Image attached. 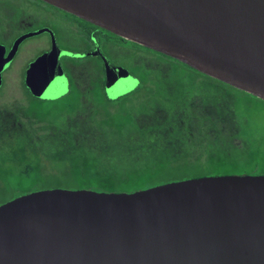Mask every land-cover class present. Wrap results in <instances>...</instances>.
I'll return each mask as SVG.
<instances>
[{"label": "water", "instance_id": "water-1", "mask_svg": "<svg viewBox=\"0 0 264 264\" xmlns=\"http://www.w3.org/2000/svg\"><path fill=\"white\" fill-rule=\"evenodd\" d=\"M40 1L264 102V0ZM40 33L7 56L0 46V86ZM52 41L25 74L36 97L66 93V53ZM102 60L107 80L129 76ZM0 264H264V175L21 195L0 205Z\"/></svg>", "mask_w": 264, "mask_h": 264}, {"label": "rangeland", "instance_id": "rangeland-1", "mask_svg": "<svg viewBox=\"0 0 264 264\" xmlns=\"http://www.w3.org/2000/svg\"><path fill=\"white\" fill-rule=\"evenodd\" d=\"M46 43L45 37L26 43L11 66L5 70L3 73L4 83L0 90V111L25 106L29 102L22 91L24 89V70L28 62L36 56L37 51L42 49L40 46H45ZM126 46L131 47L132 44L128 42ZM142 53L150 58L137 57L136 60L138 65L145 66L147 71L152 74L148 77L147 84L153 87L151 88L153 98L148 99L142 108L139 107V102L143 95L133 101V106L130 107L132 124L124 131L126 132L124 137L117 140L118 143L107 142L104 139V136L108 137L106 134L113 132L111 127L103 123H100L102 127L94 124L104 115L103 105L111 104L104 99L103 102L104 95L97 91V87L89 93L92 86L98 82L97 79L91 78L89 66L84 83L81 85L84 96L82 106L86 109L84 120L78 114H71L64 116L51 126L44 122L30 124L27 135L34 136L32 137L33 143H38L34 146V152L41 155L40 163L46 167L45 171H50V166H47L48 160L55 161L57 151L64 148L66 155L69 152L72 156L76 154V150L69 151V145H74L85 153L92 146V154L110 155L111 157L107 161L112 165L123 162L126 159V154H128L127 159L133 162H142L150 156V152L158 151L167 160L187 157L207 161L209 157L220 155L231 162L243 164L249 154L258 148L261 163L257 167L255 165L247 166L242 171L208 167L184 171L167 170L158 180L159 184L157 185L201 177L264 175V165H262L264 162V104L257 100H249L250 107L244 103L237 104L236 96L238 94L236 91L227 87L223 88L205 77L185 71L180 66L176 67L173 62L172 64L171 61H164L156 54H149L146 51ZM117 55L120 56L114 59L118 64L125 67L132 65L128 62L129 58L122 57L120 52ZM133 68L137 70L136 65H133ZM140 69L141 74H144L143 69ZM133 72L138 74L137 71ZM137 86V79L118 74L107 80L106 95L108 99H114ZM240 96L246 98L243 95ZM58 97L60 96L51 94L40 96L45 100H55ZM169 99L172 100L171 103H169ZM65 100L67 101V99ZM209 106L214 112L207 111L210 110ZM173 111L175 113L170 116L168 113ZM176 114L178 119L174 118ZM181 116L182 118H180ZM53 137L55 138L53 139ZM107 139L110 140L109 137ZM139 147H142V150H138ZM3 151L8 152L7 149H3ZM29 154L32 155L31 152ZM158 158L162 159L160 155ZM132 161L126 160V163L130 164ZM61 162L66 163L67 161H57V163ZM145 165H150V163L146 161L142 167ZM77 187L78 185L75 183L62 181L45 184L38 188L39 190H74Z\"/></svg>", "mask_w": 264, "mask_h": 264}, {"label": "trees", "instance_id": "trees-1", "mask_svg": "<svg viewBox=\"0 0 264 264\" xmlns=\"http://www.w3.org/2000/svg\"><path fill=\"white\" fill-rule=\"evenodd\" d=\"M154 54L173 62L174 64H172L176 67L180 66L184 68L185 71H191L198 76L216 82L215 84L221 87H227L236 91L239 96H236L237 104L244 103L250 107L249 100H257L264 104L263 101L244 92L192 71L189 67H185L184 64H181L176 60L157 53ZM174 70H176V68H174ZM144 80L145 79L140 76L138 86L128 94L122 95L113 100L108 99L105 96L102 98V100L104 99L111 105H103L104 115L94 124L102 127L100 123H103L113 129L112 133L106 134L110 140L107 139L108 137L106 138V136H104L105 141L112 143V141L124 137L126 134L124 131L132 124L130 107L133 106L134 100L136 101L139 96L143 95L142 100L139 102V107L142 108L144 102L153 98L152 87H144ZM240 95H243L246 98H243ZM171 101L172 100L169 99V103ZM75 109V104L69 102V99H67V101L65 99H60L55 103L33 99L29 101L27 108L30 118L42 123H48L50 126L56 124L57 121L59 122L64 116L73 113ZM32 112L34 114H31ZM4 141L6 142L4 143ZM37 144L38 143L36 142L33 143V138H28L27 136L24 137L20 135L19 137H13L12 139L7 138L6 136L2 138L0 135V205L18 196L39 191L38 187L42 185L62 181L77 184L78 187L74 190L84 189L107 193H133L159 184L158 180L167 170L184 171L187 169L208 167L230 168L242 171L244 167L253 165L257 167L261 163L259 159L260 153L257 148L249 154L247 160L243 162V164L231 162L220 155L209 157L207 158V161L187 157L167 160V158L158 151L156 153L150 152V156L142 162H133L132 160L127 159L128 154H126V159L123 160V162H118L115 165H112L107 161L108 158L111 157L110 155H104L101 153L92 154V146L89 147L88 152L85 153L78 147L69 145V151L76 150V154L72 156L69 152L66 155L63 150L64 148L57 151V159L55 161L52 159L48 160L47 166H50V171H45L46 167L40 163L41 155L34 152V146ZM3 149H7L8 152H4ZM138 150H142V147H139ZM29 152H31L32 155H30ZM158 155H160L162 159L158 158ZM65 160L67 161L66 163H57V161ZM126 160L132 161L133 163H126ZM146 161H148L150 165L142 167V164ZM175 163H177V165H175ZM262 165H264V162Z\"/></svg>", "mask_w": 264, "mask_h": 264}, {"label": "flooded vegetation", "instance_id": "flooded-vegetation-1", "mask_svg": "<svg viewBox=\"0 0 264 264\" xmlns=\"http://www.w3.org/2000/svg\"><path fill=\"white\" fill-rule=\"evenodd\" d=\"M38 31H41V33L25 38L21 41V43L18 45L14 58L7 67L9 68L11 66L13 60L26 43L42 39L43 37L46 38L47 43L45 46H40L42 49L37 51L36 56L31 59L30 62H28L24 70V89L22 91H24L23 95L27 96L29 101L36 99L39 101H49L51 103H55L60 99H69V102L74 103L76 106V109L71 114H78L80 118L84 120L86 118V109H84V106H82L84 96L81 90V85L84 83V78L87 75L86 72L88 66L90 69L89 73L92 76L91 78L94 80L97 79L98 81L96 82L97 84H93L94 86H92L93 88L90 89L89 93H91L92 90L97 87V91L107 97V79L105 77L104 62L102 58H105L112 67H120L126 70L129 76L137 79L138 81L139 77L142 76V78L145 79L144 87H151L148 86L150 84H147V79L152 74L150 71H147L145 66L138 65L136 59L137 57L149 59L150 57L144 55L142 52L146 51V53L151 54L153 51L140 47L131 42L130 43L132 46L128 47L126 46L128 41L104 31L92 24H89L73 15H70L69 13L50 6L40 0H0V46L5 48V56H7L14 43L18 39L26 35L34 34ZM52 39H54L56 47L60 51L66 53V55L60 56L59 63L66 78L67 85L65 94L58 95L60 97L55 100H45L41 99L40 96H33L27 89L25 86V74L29 68V65L33 61H35L41 55L50 52L52 49ZM96 50L100 55L98 52H96ZM118 52L123 55H121L122 57L129 58L128 62H130L132 65H126L125 67L122 64H118L114 59L115 57L120 56L117 55ZM94 53L98 55L93 56L92 54ZM160 59L170 62L164 57H161ZM157 60L159 59L157 58ZM133 65H136L137 70H134ZM7 68L5 70H7ZM140 68L143 69L142 72L144 74H141ZM5 70L2 72V83L0 90L4 83L3 73ZM133 71H137L138 74ZM57 86L58 85L56 84L52 85L50 90L56 91L55 88ZM133 90L122 95L128 94ZM48 92L49 91H46L43 94H49ZM122 95H119L116 98L121 97ZM146 102H144V104ZM28 103L25 106H18L12 110L3 109V111H0V135L2 138L6 136L7 138L13 139V137H19L20 135L24 137L27 136L28 138L34 137L27 135L28 127L30 124H32V122L39 123V121L30 118L27 110ZM209 109L210 110L207 111L211 113L213 109L210 106ZM174 113L175 112L173 111L168 114L172 116ZM31 114L34 113L32 112ZM94 114L98 115L96 112H94ZM177 114L174 117L175 119H178ZM180 118H182V116ZM54 138L55 137H53V139ZM5 142L6 141H4V143ZM112 142L118 143L117 140Z\"/></svg>", "mask_w": 264, "mask_h": 264}]
</instances>
